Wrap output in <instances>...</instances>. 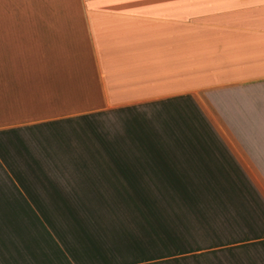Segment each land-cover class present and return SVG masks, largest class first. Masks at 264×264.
Listing matches in <instances>:
<instances>
[{
  "label": "crops",
  "instance_id": "1",
  "mask_svg": "<svg viewBox=\"0 0 264 264\" xmlns=\"http://www.w3.org/2000/svg\"><path fill=\"white\" fill-rule=\"evenodd\" d=\"M1 1L0 264H264V0ZM115 191L148 231H47Z\"/></svg>",
  "mask_w": 264,
  "mask_h": 264
},
{
  "label": "rangeland",
  "instance_id": "2",
  "mask_svg": "<svg viewBox=\"0 0 264 264\" xmlns=\"http://www.w3.org/2000/svg\"><path fill=\"white\" fill-rule=\"evenodd\" d=\"M2 4H5V3H2V1L0 0V6H3ZM14 175L15 174L13 175L0 174V183L4 184L5 182H8L11 184L14 181ZM30 180L32 181V178H30ZM50 182H53V180H51ZM64 192L68 193L69 191H63L62 193ZM75 192L77 193L76 197L79 198L78 191H75ZM89 192H93V191H89ZM143 193L145 195L143 196L144 198L146 197L147 193L146 191H143ZM67 197L70 198V195H68ZM93 197L95 198L96 201H105L103 197H97L96 195ZM114 198H118V194L116 191L111 195V198H110V202H112L114 206L107 204L106 206H102V207L100 206L94 207L93 205H89L86 202H84V204L86 205H78V206H82L78 208L83 209V210H84V207L86 206L95 208V211L92 212L93 216H90L89 214L86 213L87 215L82 214V216L80 217V215L76 213L77 206L55 205V206L45 207L46 208L45 214L47 218V223H46L47 231L52 232V230L56 229L61 242H64V241L69 242L68 236L71 233V235H74L73 247L76 246L75 244L76 236L75 235H77L79 238V240L77 239V241L81 242L82 246L85 247L84 245L85 241L84 239H82V236L86 234V226L89 227L91 225H94L95 229H101V226H102L104 229H106V231L110 230V232L112 230H115V228L118 230V227H122V226H125L126 229L130 228V229H141V230H146V231L149 230L150 222L148 219V215L141 214L142 207H139V206L135 207V204H132V203L122 204L125 206L117 207L116 199ZM131 205L133 206V208L131 207ZM72 207H74V209H72ZM102 209H105V211H103ZM55 210H56V213H59L60 215H56V219H53L52 218L53 215H50L48 213H52ZM117 210L122 215H118ZM69 211L71 212V214L69 213ZM91 219H94V221H91V222L87 221ZM30 222L33 225L34 222L33 221H30ZM17 224L25 228V225L27 223L26 221H19L17 222ZM28 229L29 227L26 228L28 232L32 230V229H29V230ZM22 233L24 236H27V234H25L24 232ZM46 247L47 246H44V248ZM77 247H78V251H80L79 249H81V246L77 245ZM61 248H62L61 259H60L61 262L57 264H73V260H74V264H76L75 260H77V264H85V262L87 261V258L83 259V257L81 256V253L80 254L74 253L76 256V259L74 257H71V253H69V245H62ZM90 248L94 250V247H90ZM66 255L69 256L70 259H68L69 257L66 258L67 257ZM92 255H94V261H96V259L101 257V255L96 254V253H92ZM46 256H47V253H45V257ZM89 258H91V256H89ZM94 264H101V263H94Z\"/></svg>",
  "mask_w": 264,
  "mask_h": 264
},
{
  "label": "trees",
  "instance_id": "3",
  "mask_svg": "<svg viewBox=\"0 0 264 264\" xmlns=\"http://www.w3.org/2000/svg\"><path fill=\"white\" fill-rule=\"evenodd\" d=\"M96 206V205H95ZM94 206V207H95ZM112 206H114V205H112ZM78 207H82V206H78L77 205V207H76V213H78V215H80V217L82 216V214L84 215H87V214H89L90 216H93L92 215V212H94L95 211V208H93V207H90V206H86V207H84V210L83 209H79ZM96 207H98V206H96ZM100 207H102V206H100ZM131 207L133 208V206L131 205ZM91 208H93V209H91ZM72 209H74V207H72ZM103 211H105V209H102ZM69 213L71 214V212L69 211ZM87 213V214H86ZM117 213H118V210H117ZM141 214H147L148 216H149V210H141ZM86 231H87V229H86ZM86 234H87V232H86ZM84 238H86V236L84 235V236H82V239H84ZM77 239L79 240V238L77 237ZM81 243V242H80ZM80 246H82V244L80 245ZM80 254V253H79ZM81 256L83 257V259H85V256H86V254H81Z\"/></svg>",
  "mask_w": 264,
  "mask_h": 264
}]
</instances>
